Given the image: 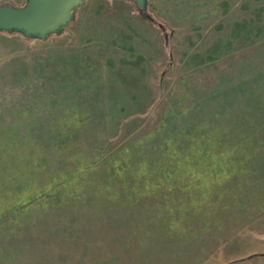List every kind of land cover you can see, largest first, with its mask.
<instances>
[{"label": "rangeland", "instance_id": "1", "mask_svg": "<svg viewBox=\"0 0 264 264\" xmlns=\"http://www.w3.org/2000/svg\"><path fill=\"white\" fill-rule=\"evenodd\" d=\"M146 6L0 31V264H264V0Z\"/></svg>", "mask_w": 264, "mask_h": 264}, {"label": "water", "instance_id": "2", "mask_svg": "<svg viewBox=\"0 0 264 264\" xmlns=\"http://www.w3.org/2000/svg\"><path fill=\"white\" fill-rule=\"evenodd\" d=\"M84 0H27L24 5H0V31H23L26 35L46 38L50 31L69 22L73 10ZM143 10L147 0H134Z\"/></svg>", "mask_w": 264, "mask_h": 264}, {"label": "trees", "instance_id": "3", "mask_svg": "<svg viewBox=\"0 0 264 264\" xmlns=\"http://www.w3.org/2000/svg\"><path fill=\"white\" fill-rule=\"evenodd\" d=\"M77 8V6L74 8V10ZM73 10V11H74ZM143 14L145 15V17L147 18V19H149L150 21H152V22H156L157 20H156V18H155V16L154 15H152V13H150L149 11H148V8H147V6H146V9L145 10H143ZM70 22V21H69ZM69 22H67V23H69ZM66 23V24H67ZM65 24V25H66ZM158 24L160 25V27H162L163 29H165V26H164V24L163 23H161V22H158ZM65 25H62L59 29H57V30H54V31H50L48 34H47V37L49 36V35H51V34H54V33H60L61 31H62V29L65 27ZM168 38V37H167Z\"/></svg>", "mask_w": 264, "mask_h": 264}]
</instances>
